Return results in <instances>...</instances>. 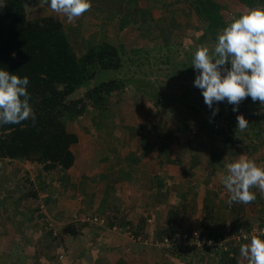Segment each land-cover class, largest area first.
I'll return each mask as SVG.
<instances>
[{
	"label": "crops",
	"instance_id": "1",
	"mask_svg": "<svg viewBox=\"0 0 264 264\" xmlns=\"http://www.w3.org/2000/svg\"><path fill=\"white\" fill-rule=\"evenodd\" d=\"M131 1L90 0L91 9L71 23L45 0L23 4L28 18L56 15L81 55L103 43L122 47L126 29L145 28L137 20L142 13L164 17L168 4L183 0ZM126 16L136 21L128 24ZM115 77L122 84L118 92L79 102L78 112L65 118L77 136L70 168L45 170L40 163L0 157V264L15 258L54 264L68 259L66 252L73 264H241L245 239L229 241L225 251L158 241L166 233L230 238L240 230L257 235L264 225V195L253 188L255 201L229 204L220 176L225 163L239 155L264 167V105H247L243 114L254 120L238 134L236 122L204 126L160 104L158 89L151 94L141 75ZM100 79L111 78L100 74L76 90L73 99ZM68 225L76 233L64 232Z\"/></svg>",
	"mask_w": 264,
	"mask_h": 264
},
{
	"label": "trees",
	"instance_id": "2",
	"mask_svg": "<svg viewBox=\"0 0 264 264\" xmlns=\"http://www.w3.org/2000/svg\"><path fill=\"white\" fill-rule=\"evenodd\" d=\"M241 1L258 2L264 7V0ZM192 7L207 23L216 41L217 29L223 21V5L217 0H194ZM122 51V47L103 43L77 55L56 15L28 18L23 0H3L0 68L21 78L28 77L29 102L36 119L35 123L29 119L20 124L0 125V157L40 163L45 170L70 168L75 159L71 146L76 143L77 136L67 129L65 118L79 110V102L104 100L119 91L122 84L116 78L100 79L83 97L73 99L72 94L88 81L99 78L103 71L118 70ZM64 232L76 233L69 225Z\"/></svg>",
	"mask_w": 264,
	"mask_h": 264
},
{
	"label": "clouds",
	"instance_id": "3",
	"mask_svg": "<svg viewBox=\"0 0 264 264\" xmlns=\"http://www.w3.org/2000/svg\"><path fill=\"white\" fill-rule=\"evenodd\" d=\"M57 15L71 23L88 12L90 0H45ZM197 75L193 81L200 89L205 104L213 108L216 102H227L237 111L246 97L264 105V7H248L234 15L216 37L212 49L196 45L191 62ZM230 65V67H228ZM29 79L0 68V125L20 124L35 113L27 91ZM218 109L213 108V113ZM237 128L247 129L249 123L241 114L236 116ZM220 182L229 193V204H249L256 199L253 188L264 195V167L246 155L225 163ZM240 245L241 264H264V239L245 236Z\"/></svg>",
	"mask_w": 264,
	"mask_h": 264
},
{
	"label": "rangeland",
	"instance_id": "4",
	"mask_svg": "<svg viewBox=\"0 0 264 264\" xmlns=\"http://www.w3.org/2000/svg\"><path fill=\"white\" fill-rule=\"evenodd\" d=\"M194 0H183L180 3H172L166 6V16L151 18L148 13H142L141 18L137 19L145 28L133 25L126 29L120 36L122 39V64L118 70H106V78H116L123 76H139L148 83L145 84L151 94H155L158 89L157 98L160 104H168L174 110H181L180 114L188 120L208 125H228V121L235 123V133H245L237 128V120L232 112L237 116L243 114L247 105L254 106L251 97L243 99L233 111V105L227 100L216 102L213 108L218 109L213 113V108H209L203 99V95L193 81L197 75L191 65L193 53L196 45H205L213 48L216 41L209 33L207 23L198 17L192 7ZM223 8L222 24L217 29V33L226 26V23L234 15L248 7L259 6L258 2L244 3L241 0H217ZM133 4V0L130 5ZM160 11H157L159 13ZM129 24L135 19L124 18ZM140 29V32L138 31ZM74 45V40H72ZM230 67V65H228ZM137 85V83L135 84ZM118 92V91H115ZM256 102V101H255ZM253 103V105H252ZM258 103V101H257ZM233 116L229 119V116ZM253 118V117H252ZM251 116L245 119L254 120ZM62 172L65 169L60 168ZM259 228V227H258ZM258 230V229H257ZM61 238V237H60ZM63 241V240H62ZM61 241V242H62ZM65 250V249H64ZM67 253V252H66ZM65 253L67 258L53 260L54 264H73L74 260ZM64 260V261H63ZM1 261H4L3 259ZM49 261V260H48ZM11 264H38L37 260L14 259L9 261ZM9 263V264H10ZM52 264V263H51Z\"/></svg>",
	"mask_w": 264,
	"mask_h": 264
},
{
	"label": "built area",
	"instance_id": "5",
	"mask_svg": "<svg viewBox=\"0 0 264 264\" xmlns=\"http://www.w3.org/2000/svg\"><path fill=\"white\" fill-rule=\"evenodd\" d=\"M216 126V125H215ZM91 220L90 218H85V221ZM93 221H98L99 223L103 224L105 220L103 218H93ZM256 234L261 236L264 239V225L260 226L258 230L256 231ZM130 237L133 239H140L139 236L134 235L132 232H130ZM245 236H249V233L245 231H238L234 235H232L230 238H200L198 236H190L188 233H166L161 240L158 241V243L162 246H169V245H175V244H181L183 243L184 246L189 248H200L203 246H210L214 247L218 250H227L228 242L231 240H243ZM59 258H62V255H59Z\"/></svg>",
	"mask_w": 264,
	"mask_h": 264
}]
</instances>
